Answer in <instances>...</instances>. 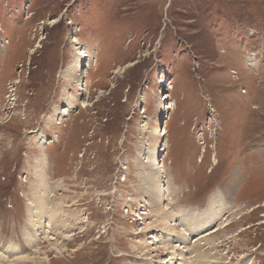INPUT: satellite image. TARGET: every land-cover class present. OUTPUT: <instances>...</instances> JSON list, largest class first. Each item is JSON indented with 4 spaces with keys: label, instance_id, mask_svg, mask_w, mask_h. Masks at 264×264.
<instances>
[{
    "label": "rangeland",
    "instance_id": "rangeland-1",
    "mask_svg": "<svg viewBox=\"0 0 264 264\" xmlns=\"http://www.w3.org/2000/svg\"><path fill=\"white\" fill-rule=\"evenodd\" d=\"M41 193L73 227L28 247ZM155 236L170 264H264V0H0L2 264L166 263Z\"/></svg>",
    "mask_w": 264,
    "mask_h": 264
},
{
    "label": "bare ground",
    "instance_id": "bare-ground-1",
    "mask_svg": "<svg viewBox=\"0 0 264 264\" xmlns=\"http://www.w3.org/2000/svg\"><path fill=\"white\" fill-rule=\"evenodd\" d=\"M165 99H167V98H165ZM70 103L72 104L73 103V101H70ZM86 107V106H85ZM167 108H170V106H168ZM63 112V111H62ZM162 150V149H161ZM163 151V150H162ZM149 154H150V158H152L151 156L153 155V157H155L156 155V153H155V151H154V154H153V152H149ZM152 161L153 160H151L150 159V161H148L149 163H148V166H145V169H154L153 168V163H152ZM155 164L156 165H158L159 164V161H158V159H156V162H155ZM151 166V167H150ZM147 167V168H146ZM147 169V170H148ZM156 169H159V171H157L158 173H160V172H162V170H160V168H159V165L156 167ZM147 176H148V178H147ZM161 176V175H160ZM38 178H37V182L38 183H42V179L40 178V176H37ZM158 178H159V176H157L155 173H151V171H149L148 173H147V175H146V178H144V183L146 182V184H151V188H152V190L153 191H155V186L156 185H158ZM40 187H42V186H40ZM36 188H37V186H36ZM38 189V188H37ZM36 190V189H35ZM43 191L42 192H44V189H42ZM163 190V189H162ZM38 193H39V191H37ZM42 194V193H41ZM43 195V194H42ZM46 195V194H45ZM53 195V194H52ZM168 195L169 194H166V196H165V194H162V200L163 199H165V198H169L168 197ZM47 196V195H46ZM45 196V197H46ZM38 197V196H37ZM40 197V196H39ZM151 197H154V201H158L159 200V194H154V193H152L151 194ZM53 198V197H52ZM40 200H41V208L40 209H38V211L37 210H35V211H29L30 212V214L32 213V214H34V216H31L30 215V218L32 219V220H30V224H31V226H32V229H33V227H34V233H32V231H27L28 233H26L27 234V236L25 237V240H26V244H27V246L28 247H30V246H35V247H37V245L35 244V245H33L35 242H36V236L38 235L37 233L39 232V234H40V237H42V238H45L46 240H49V239H52L54 236H52V231L54 230V231H57V229H60V228H62V229H65L66 228V226H70V225H67V223H65L64 221H60L59 222V227L57 228V226H53V224H54V222H56L57 221V216L59 215L58 213H59V210L61 209V203H57V204H55L54 205V208L52 207L51 209L49 208V207H47V202H46V204L47 205H45L44 203H45V198H44V195L43 196H41L40 197ZM167 200V199H166ZM53 201V200H52ZM39 204V203H38ZM159 204H161V201L159 200ZM153 204L151 203V202H149L148 204H147V206L148 207H151ZM52 206V205H51ZM154 206H155V204H154ZM156 206H158V204L156 205ZM223 209L224 208H220V211L222 212L223 211ZM154 212H158V211H154ZM169 212H171V211H169ZM188 213L192 216V218H190L189 216H188ZM203 214H205L204 216H203ZM203 214H200V213H197V212H194L193 210H189L188 209V211H185V209H181V210H178L177 209V211H174L172 214L171 213H169L168 215L169 216H167L166 215V218H165V214L162 216V220L163 221H166L167 219H169V221H167L163 226H160V228H165L166 230H167V233L169 234V235H172V234H174V232H173V230H175L176 231V234H179L181 231H192L193 229H195V228H200V230H202V229H204V228H206L209 224H211L212 223V221H213V217H214V215H215V208H213V206L208 210V211H206L205 213H203ZM36 217V219H33V218H35ZM61 219V218H60ZM170 220L171 221H173V222H181L182 224L184 223L185 224V227L186 228H178V229H172L173 228V225L174 224H170L169 222H170ZM187 220V221H186ZM56 223H58V222H56ZM227 224H229V223H227ZM227 224H225L224 226H226ZM223 226V227H224ZM70 227H73V224L70 226ZM69 227V228H70ZM221 226L219 225V227L218 228H220ZM225 228V227H224ZM31 229V230H32ZM213 228H211V229H207V230H203V231H200L198 234H196L194 237L196 238L195 240L197 241V240H201V239H205L206 241H207V243H209V242H212V241H214L215 240V238L214 237H211V238H209V237H207V235H210L211 233H213V230H212ZM185 232V233H186ZM54 234V233H53ZM187 234V233H186ZM188 235H189V233H188ZM214 236V235H213ZM39 237V236H38ZM50 237V238H49ZM217 237V236H216ZM29 238V239H28ZM39 239V238H38ZM173 238H168V239H157L156 238V236L155 237H153L152 238V241H149V242H146V244L148 243V244H153V243H157V242H159V243H161V244H163V250L165 249V247H167L168 249H170L169 251H167L168 253H170V254H174V256H170V258H168V261L166 262V263H158V264H170V262L174 259V260H176L177 261V259H182L183 258V256H182V253L181 252H177V251H175V250H173V245L175 244V243H173ZM181 240H183V238H181ZM196 241H194V242H196ZM50 243V242H49ZM6 244H7V246H6V249H9L11 246V248L14 250V249H16V248H19V247H17L16 245H10L9 244V242H6ZM54 245H55V243H54ZM56 246V245H55ZM216 246V245H215ZM182 249H183V251H186V245H183L182 246ZM188 250V249H187ZM194 250H196L197 252H199L200 253V251H201V248L198 246L196 249H194ZM145 253V252H144ZM146 254V253H145ZM3 256L0 254V264H2V262H5L6 260H3V258H2ZM23 260H25V259H27V258H29L30 256H29V254H27V255H22V256H20ZM205 257H206V254H204L203 255V253L201 254H198V255H196V258H200V259H204L205 260ZM17 263H19V262H16V264ZM191 264H207L206 263V261H196V259H194V262H192Z\"/></svg>",
    "mask_w": 264,
    "mask_h": 264
},
{
    "label": "built area",
    "instance_id": "built-area-1",
    "mask_svg": "<svg viewBox=\"0 0 264 264\" xmlns=\"http://www.w3.org/2000/svg\"><path fill=\"white\" fill-rule=\"evenodd\" d=\"M166 95H168V94L165 93L164 97H166Z\"/></svg>",
    "mask_w": 264,
    "mask_h": 264
}]
</instances>
